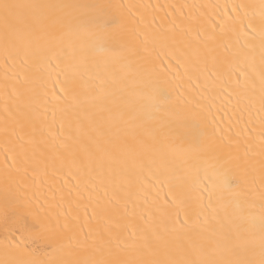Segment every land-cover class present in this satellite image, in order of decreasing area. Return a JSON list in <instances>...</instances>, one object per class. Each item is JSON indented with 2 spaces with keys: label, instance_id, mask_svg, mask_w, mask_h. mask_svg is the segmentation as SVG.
<instances>
[{
  "label": "snow or ice",
  "instance_id": "1",
  "mask_svg": "<svg viewBox=\"0 0 264 264\" xmlns=\"http://www.w3.org/2000/svg\"><path fill=\"white\" fill-rule=\"evenodd\" d=\"M0 264H264V0H0Z\"/></svg>",
  "mask_w": 264,
  "mask_h": 264
}]
</instances>
